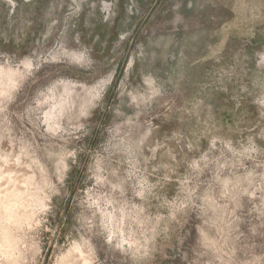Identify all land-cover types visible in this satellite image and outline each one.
<instances>
[{"label": "rangeland", "instance_id": "obj_1", "mask_svg": "<svg viewBox=\"0 0 264 264\" xmlns=\"http://www.w3.org/2000/svg\"><path fill=\"white\" fill-rule=\"evenodd\" d=\"M0 264H264V0H0Z\"/></svg>", "mask_w": 264, "mask_h": 264}]
</instances>
